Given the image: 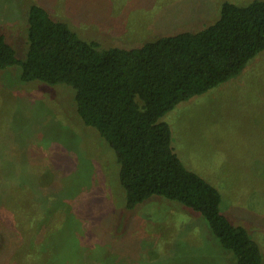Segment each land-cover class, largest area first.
Instances as JSON below:
<instances>
[{
  "label": "rangeland",
  "instance_id": "1",
  "mask_svg": "<svg viewBox=\"0 0 264 264\" xmlns=\"http://www.w3.org/2000/svg\"><path fill=\"white\" fill-rule=\"evenodd\" d=\"M224 1L251 0H0V33L24 57L35 3L82 39L132 48L202 29ZM18 75L0 69V264H234L178 202L155 195L128 209L115 153L78 116L74 89ZM163 119L180 160L219 189L264 264V49Z\"/></svg>",
  "mask_w": 264,
  "mask_h": 264
},
{
  "label": "trees",
  "instance_id": "2",
  "mask_svg": "<svg viewBox=\"0 0 264 264\" xmlns=\"http://www.w3.org/2000/svg\"><path fill=\"white\" fill-rule=\"evenodd\" d=\"M26 22L22 58L0 33V69L17 66L21 82L74 89L78 116L115 153L126 207L155 195L178 202L202 217L234 264H263L257 240L223 212L219 189L180 160L162 117L236 76L264 49V0L224 1L218 18L202 29L132 48L82 39L68 21L35 3Z\"/></svg>",
  "mask_w": 264,
  "mask_h": 264
}]
</instances>
